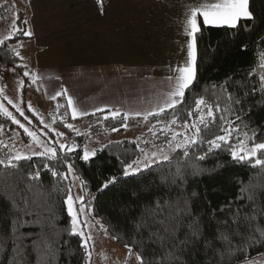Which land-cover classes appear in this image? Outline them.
I'll return each instance as SVG.
<instances>
[{"label":"snow or ice","instance_id":"obj_1","mask_svg":"<svg viewBox=\"0 0 264 264\" xmlns=\"http://www.w3.org/2000/svg\"><path fill=\"white\" fill-rule=\"evenodd\" d=\"M100 2L101 0H98V3ZM185 17L184 35L188 37L186 63L170 68L174 75L164 78L167 85L158 92L156 102L150 109L126 112L120 108L105 106L88 112L81 109L74 98L68 95L67 89L63 88L49 98L56 101L65 97L66 105L57 103V110L64 107V115L70 112L72 120L105 113L97 123L115 121L122 117L123 123L120 127L127 129V121L132 116L142 117L145 122H149L150 117L157 118L147 130L153 138L151 141L137 138L131 142L136 144L133 158L117 155L122 166V177H136L140 182L132 193L133 197L139 198L141 194L154 193L150 200H145L139 205V211L131 220V244L125 243L130 254L133 247L137 248L135 258L138 264H233L234 260L243 255L245 248L254 246L258 240L264 242V189L241 187L235 202L229 201L221 207L220 212L223 215L217 216L216 210H213L211 220L215 224V234L209 237L205 232L207 214H200L193 207L199 194L195 190L189 192L188 185L191 180L215 171V167L209 170L202 162L211 156H219L221 152H227L233 162L264 169V140H259L256 131L245 122V116L251 113L253 104H249L247 111L243 107L249 95L264 96V56H261L259 62L248 72L249 77H258V83H252L250 92L245 89L239 94L229 91L227 82L220 85L214 83L211 89L205 88L202 93H197L188 100L186 92L192 89L197 77V34L201 33L202 27L237 29L241 21H252L255 17L250 11V0L201 2L185 13ZM201 18L202 24L199 22ZM16 33L26 37L33 35L30 30H22L13 20L12 30L0 39V49L5 50L8 59L14 64L15 58L22 60L23 57L17 47L7 46L5 41L12 39ZM260 39L264 40V37ZM20 67L25 66L15 64V68ZM15 68L9 70L15 71ZM23 76L28 78V87L37 85L39 80L49 79L28 70L23 72ZM17 83L22 89L26 82L18 78ZM42 86L48 95L47 86ZM3 92L4 88L0 87V94ZM3 99H7L8 104L24 117L28 124H32V120L19 103L6 96ZM27 110L57 139H41L45 133L38 135L0 103V115L23 129L24 134L31 137L35 147L40 149L30 154L9 149L5 155L0 156V167L5 175L0 201L7 206L5 212L0 215V225H6L0 231V254L5 255L6 264H31L32 256H35L39 264H52L58 251L57 245L62 249L64 245L72 243V237H79L78 247L84 250L85 259L90 261L91 250L88 244L92 237L86 235L83 230L88 227L87 220L82 221L80 218L91 217L105 234L109 232L111 225L102 223L93 215L92 201L95 196L90 192L87 199L83 194L73 195L74 182L77 181L80 193L86 191V182L79 174L76 162H95L100 153L113 146L112 142L100 148H89L85 144L81 150L78 143L62 142L64 133L53 126L57 122L55 116L52 117L51 123H46L30 103ZM167 114H170L172 119L167 122L158 119ZM61 122L65 128L75 131L77 136L81 135L72 124L64 121L63 116ZM157 125H160L159 129ZM241 125L244 129L243 137L239 135ZM0 131H3V125H0ZM110 131L116 132L119 128L113 126ZM233 133H237L236 143H232ZM87 135L90 136L91 132ZM123 143L116 141L115 145L118 148ZM149 143L151 148L141 147V144ZM7 147L0 141V148ZM33 157L42 158L43 168L49 171L52 177L66 181L67 187L61 186L62 190L58 189L53 193L44 189L41 184L34 183L41 180L38 169L28 171L25 177L20 162L31 161ZM8 177L14 179H7ZM117 182L118 177L112 176L104 180L97 191L103 192ZM54 201L60 202L61 214L66 210L69 217L68 226L64 229L68 239L61 242L54 239L59 235L51 214ZM29 217L35 219H28ZM33 224L40 226L38 233L23 231L25 227ZM112 238L120 239L119 236Z\"/></svg>","mask_w":264,"mask_h":264},{"label":"rangeland","instance_id":"obj_2","mask_svg":"<svg viewBox=\"0 0 264 264\" xmlns=\"http://www.w3.org/2000/svg\"><path fill=\"white\" fill-rule=\"evenodd\" d=\"M12 1L15 2L17 0ZM15 3L18 4L17 2ZM124 8L126 9L125 11H123ZM80 9L82 10L83 7ZM167 9L168 7L166 5H163L161 9L156 7L137 9V5H134V7H131V5L127 6L126 1L122 8H115V6L110 8L112 13L110 16H105L106 18L102 19L101 24L103 28L98 33L96 30V13L93 9L87 8L86 10L80 11L84 12L82 18L89 26H86L89 32L87 33L86 30H83L81 23L78 25L77 23H73L75 24L73 25V30L77 31H74L72 36L69 35L67 37H64V34L66 28H69L68 25L72 23L73 14H69L68 19L59 16L60 20H57L58 25L52 28L51 34H47L48 30L41 31L46 37L42 43L47 47L46 51L52 53L50 56L49 54H45L46 57H43L42 65L47 68L52 67V70L54 67L65 65L67 67L65 69L66 71L64 70L59 73L58 70H54V72L58 71V73L56 72L57 74L50 77L51 81L44 79L37 83V85L28 87V93L25 95V98H22V89L19 88L17 79L12 76L11 71L6 66H2L0 67V87L4 88V92L0 94V103L8 111L12 112L26 127L36 131L38 135L42 132L45 133V136H41V139H45L51 133H48L47 129L43 128V125L40 124L39 119L26 109H28L30 103L46 123H51L53 116L56 117V123L61 122V116H64L66 109L61 107L63 109L62 114L57 112V103L64 105V101L59 99L54 101L49 97L62 88L67 89L68 95L74 98L78 106L88 112H92L95 108L105 106L113 109L120 108L126 112L150 109L156 102L158 92L167 85V81L164 78L169 75H174L171 71H159L158 61H156L157 58L154 56V53L160 54L167 52V40L174 39L175 36L174 29L166 26V20L170 17H166L165 12L164 16H162V12ZM53 10L51 9L49 12L52 13ZM18 11L17 6H5L2 10L0 9V39H3L12 30L13 20L19 26L20 22L25 23L27 21L28 23V19H24V21L23 18L21 19V15L18 16ZM52 14L55 15L54 13ZM25 17L28 18L26 13ZM41 17L39 16V19L35 21L40 20ZM169 20L171 21L172 19L170 18ZM20 34L16 33L12 38ZM157 41H161L163 46L159 44L157 46L155 44ZM34 42L37 43V39ZM25 43V46L21 45V47H24V49L25 47L27 48L26 54L30 52L31 61L35 62L33 60V43ZM21 52L20 55H22ZM104 52L106 53V57ZM178 53H182V50H179ZM152 54L154 58L151 57ZM175 58L178 57L174 56L169 59L173 60ZM183 59L184 63H186L187 52L186 54L184 53ZM103 60H106L105 62L108 65L111 64L112 66L109 67L112 69L117 68L113 67V64L119 65L121 63L122 66L135 69H146L151 66V71L142 72L137 70L126 72L122 69L117 71L116 69L115 71L105 69L104 71L98 72L97 65H101ZM24 63L26 62L22 60L19 62L21 65H24ZM24 66L23 68L28 70L27 66ZM32 66L34 64L30 67ZM42 75L41 72L40 76ZM112 75H114V78H110ZM45 77L48 76L45 75ZM42 85L47 86L48 95L45 94V88ZM37 87H39V91H37ZM4 96L19 103L29 119L33 120L35 118L38 120L39 128L36 126L32 127L33 122L32 124H28L27 120L21 117L8 104V100L3 99ZM63 98L65 99V103H67L66 98ZM68 114L70 115L69 118L63 117L64 121L72 124L75 129L86 136L85 143L82 146L87 144L89 148H100L102 145H108L110 142L115 141H136L137 138L151 141L153 139L147 131L155 123L150 120L151 117L149 118V122H145L142 117L132 116L127 121V129L124 128L116 132L105 131L97 135L91 132L89 136L87 133L90 132L91 124L84 119L85 116L77 120H72L70 112ZM162 121L167 122L168 120ZM61 124L63 125L62 122ZM53 126L58 131L64 133L61 138L62 142L76 143L69 133L57 128L55 125ZM159 127L160 125H157V129ZM72 133L76 134L75 131H72ZM0 135L9 146V149L22 154H30L32 151L40 150L32 143L31 137L24 134L25 137L20 138L18 130L8 131L3 129V131H0ZM52 137L53 139H57L53 135ZM160 139L162 140L163 137H160ZM141 147L151 148V143L148 145L141 144ZM74 183L73 195L82 194L79 190V182ZM80 219L82 221L87 220L88 227L83 230L86 235L92 237V240L88 244V248L91 250V258L90 261H87V264H138L135 258V252L132 250L130 254L126 247L119 246L115 243L108 233L105 234L91 217L82 216ZM238 264H264V254Z\"/></svg>","mask_w":264,"mask_h":264},{"label":"trees","instance_id":"obj_3","mask_svg":"<svg viewBox=\"0 0 264 264\" xmlns=\"http://www.w3.org/2000/svg\"><path fill=\"white\" fill-rule=\"evenodd\" d=\"M250 11L254 14V20L241 21L237 29L202 27L201 33L197 34L198 71L194 86L186 92L188 100H191L195 94L202 93L205 88L211 89L214 83L220 85L227 82L229 91L239 94H242L245 89L250 92L252 83L254 81L258 83V77L255 75L249 77L248 72L254 64L259 62L260 57L264 56V40L260 39L264 37V0H250ZM20 26L25 31L24 25L20 23ZM27 38L20 34L5 41V44L7 46H15L19 50L22 42ZM19 62L20 59L15 58V64H19ZM15 64L8 59L5 50L0 49V66L12 69L15 68ZM24 71L23 67L15 68V71H11L15 79H23L26 82L25 87L21 90L22 98H25L28 93V78L23 76ZM58 99L63 100L64 105H66L63 97ZM249 104H253V109L249 115L245 116V122L250 124L256 131L259 140H264V96L257 94L256 97H252L249 95L248 101L243 105L246 111ZM62 108L64 109V107ZM62 108L57 112L62 114ZM103 115L105 113H96L95 115L84 117L91 124L90 132L97 135L101 132L110 131L113 126L118 127L119 131L124 129L120 127V124L123 123L122 117H118L115 121L108 120L97 123L98 119ZM69 116L67 113L63 117L69 118ZM156 119L151 117L150 120L156 122ZM158 119L167 121L172 119V116L170 114L161 115ZM32 122L34 123L32 127L36 126L39 128L38 120L34 118ZM0 125H3V129L8 131L18 130L20 138L25 137L23 129L19 128L18 125L12 124L11 121L2 115H0ZM55 126L69 133L75 142L81 146V150L83 149L82 145L86 139L84 134L77 136L71 130L64 128L61 122L56 123ZM243 131L244 129L241 125L239 133L241 137H243ZM236 135L237 133H233L232 143H236ZM47 138L53 139L51 134ZM0 141L6 144L1 135ZM121 141L124 143L118 148L115 145L116 141L112 142L113 146L100 153L93 163L83 164V162L77 161L76 168L86 182V191L82 194L86 196V199L88 198V192L95 196L92 201L93 215L96 219L101 220L102 223L111 225L108 235L110 238L119 236L120 239H112L119 246L125 247V243L131 244L132 240V218L139 211V205L145 200H150L154 193L141 194L139 198L133 197L132 193L140 182L136 177L125 179L121 176L122 166L117 159V155L121 157L127 155L129 159L133 158L132 153L136 148V144L131 143V140ZM8 150L9 146L0 148V156L5 155ZM43 163L44 161L40 157H33L31 161H21V171L26 177L28 171H36L38 169L41 180L34 183L41 184L44 189H48L53 193L58 189L62 190L61 186L66 188L67 182L52 177L51 173L43 168ZM202 163L209 170L215 167V171L211 172V174H205L202 178L191 180L188 185V191L195 190L198 192L199 195L195 198L193 207L196 212L207 214L205 216V232L211 237L215 234V224L211 220L213 210H216L217 216L223 215L220 212L221 207L227 205L229 201L235 202L241 187L253 186L258 190L264 189V169L259 167L251 168L243 163L233 162L227 152H221L219 156H211ZM112 176L118 177V182L105 191L98 192L97 190L103 181ZM7 179H14V177H8ZM4 180V170L0 167V192L3 190ZM239 203H243V201H239ZM6 207L0 201V215L5 212ZM51 214L59 232V235L54 237V239L58 242L68 239L64 229L68 226L69 217L66 210L61 214L59 201H54ZM28 219H35V217H29ZM3 227H6V225H0V231L3 230ZM39 230L40 226L37 224L23 229L24 232L33 234L38 233ZM71 240L72 243L64 245L62 249L59 248V244L57 245L58 251L52 264H87L84 250L78 247L79 237H72ZM132 250L136 253L137 248L133 247ZM262 254H264V242L258 240L254 246L245 248L243 255H240L238 260H234L233 264H238ZM30 259L31 264H39L35 256ZM197 259L202 258L197 257ZM0 264H6V257L3 254H0Z\"/></svg>","mask_w":264,"mask_h":264},{"label":"crops","instance_id":"obj_4","mask_svg":"<svg viewBox=\"0 0 264 264\" xmlns=\"http://www.w3.org/2000/svg\"><path fill=\"white\" fill-rule=\"evenodd\" d=\"M11 3H10V2ZM127 1V6L131 5V7H134V5H137V9H146V8H162L163 5H166L168 7L167 10H164L162 12V16H164V12L166 17H170L172 20L170 21V18H167L166 26H170L171 29H174L175 36L174 39L167 40V47L168 50L167 52L160 53V54H155L154 56L157 58L156 61L157 64L159 65V71H169L170 68H175L177 65H184V53L186 54L187 52V40L188 37L184 35V20H185V13L189 12L190 9L197 4L201 2H207V3H212L214 0H101L100 3H98V0H17L18 4H16L12 0H0V9L2 10L5 8V6H17L18 7V16L21 15V19H28V23H21L25 27V31H31L33 33L32 36L28 37L26 40H24L21 44L22 46H25L28 42H30L33 47H34V57L33 60L35 62L31 61V56L30 52L26 54L27 48L21 47L20 51H22V61L26 62L24 65L27 66V69L30 72H35L40 75L42 72L41 77L48 76L49 79L46 81H51L50 77L54 74H57L58 71L61 73L64 71L67 67L65 65L60 66V67H54L52 70V67H44L42 65V59L43 57L45 58V54L52 55V53L49 51L47 52L46 49L47 47L43 45L42 41L46 39L45 35L41 31H47V34L52 33V28L56 27L58 25V21L60 20L59 16L66 17L68 19L69 14H73L72 16V23L69 20L71 24H69V28H66L64 37H67L69 35H73L74 31L73 30V23L82 24L83 30H86L88 33L89 30L87 28L89 27L82 18L84 16V12H81L82 10H86L87 8L93 9L96 13L97 19H96V25H97V32L100 33V30L103 28L102 26V19L106 18L105 16H110L112 13L110 8L114 7L115 8H122L124 6V3ZM176 3V4H175ZM122 5V6H121ZM83 9L81 10L80 8ZM126 7V5H125ZM107 8V10H106ZM51 9H54L52 13L49 11ZM81 10V11H80ZM126 9L124 8L123 11ZM37 12V13H36ZM25 13L27 14L28 18L25 17ZM39 16L41 17L40 20L35 21L36 19H39ZM58 20V21H57ZM112 22L113 20L110 19ZM25 21V20H24ZM170 23L168 24V22ZM202 23V18L199 21ZM86 26H88L86 28ZM111 28V27H110ZM113 29V28H112ZM37 39V43L34 42V40ZM156 45L161 44V41H157L155 43ZM158 46V45H157ZM186 49V50H184ZM182 50V53H178V51ZM105 53V52H104ZM178 57L175 59H169L171 57ZM106 57V53H105ZM152 58L153 54L151 55ZM180 57V58H179ZM21 60V59H20ZM106 60H103L101 65H97L98 69L97 71H104L107 69L108 71H112L116 69L117 70H128V71H142V72H150L151 71V66H149L146 69H135L131 67H126L122 66L121 63L119 65H114L113 67L117 68H111L109 66H112L111 64L108 65V63L105 62ZM32 64L34 66L30 67ZM89 68V67H86ZM103 68V69H100ZM54 70H58L54 72ZM66 71V70H65ZM90 71V70H89ZM60 75V74H59ZM110 78H114V75H112ZM41 82L39 80L37 83Z\"/></svg>","mask_w":264,"mask_h":264}]
</instances>
